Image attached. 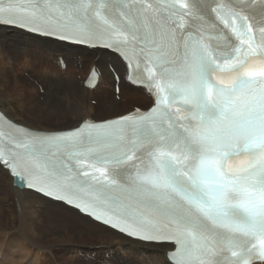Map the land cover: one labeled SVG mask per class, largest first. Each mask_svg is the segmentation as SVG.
Returning a JSON list of instances; mask_svg holds the SVG:
<instances>
[{
    "label": "snow or ice",
    "instance_id": "6c2138e0",
    "mask_svg": "<svg viewBox=\"0 0 264 264\" xmlns=\"http://www.w3.org/2000/svg\"><path fill=\"white\" fill-rule=\"evenodd\" d=\"M257 9L264 0L210 6L238 41L229 49L189 30L187 0H0V25L113 49L157 97L150 113L102 126L0 133V164L130 237L174 242V264L264 259V27L257 38L248 14Z\"/></svg>",
    "mask_w": 264,
    "mask_h": 264
},
{
    "label": "bare ground",
    "instance_id": "6f19581e",
    "mask_svg": "<svg viewBox=\"0 0 264 264\" xmlns=\"http://www.w3.org/2000/svg\"><path fill=\"white\" fill-rule=\"evenodd\" d=\"M5 48L11 49L14 55L9 54L13 56V61L19 63L20 68H25L26 63L32 66H44L40 61L41 58H47L53 64L57 60L58 65H55L60 68L58 59L62 58L66 63V69L62 71L60 68L59 87H54L49 83L48 78L43 79L38 75L39 80H37L44 90V94L40 95L39 88L29 79L12 73L13 66L6 53L8 50L4 52ZM98 53H103V56L97 55ZM20 54H24L25 58L18 57V61L15 55L20 56ZM89 59L93 60L92 63ZM107 61L116 72H123V75H120V88L121 94H125L127 70L117 57L107 52L72 47L16 29L0 27V110L17 125L33 131L51 133L76 128L84 119L99 112L89 103L90 100L98 98L101 93L99 90L114 89V78L106 67ZM73 63L79 69L80 74L86 72L85 68L88 74L94 66L102 72L94 90H89L82 84L87 74L82 79L79 78L81 90L86 91V95L82 93L83 103L74 101L76 87L70 80L65 81L70 76ZM46 73L57 75V67L53 71L47 70ZM43 82L46 83L48 90L54 89L57 96L49 97ZM134 92L135 90L132 93ZM41 98L43 103H41ZM66 99H72L74 103L68 102L65 108L63 107L64 111L58 113L63 110L60 104L64 105ZM51 102L55 103V107L59 106L56 110L53 108V112L49 109V106H52ZM116 106L118 107V104L111 100L108 103L102 102V111H109L114 115L106 118L97 116L95 121L99 122L128 113L115 112L114 107ZM67 115L71 119L69 121L72 124L71 127L67 124L69 122L66 123ZM50 121H55L57 125L65 123L67 127L50 128L51 126L48 125ZM72 220L79 226V229L70 230L73 228L72 225L69 226ZM81 226H85L87 232L83 231L85 229H81ZM78 230L85 238L81 235L76 236ZM89 246H99L98 258L94 260L96 262L86 261L79 255H91L92 251ZM2 248L6 253L14 251L19 257L9 258L8 254H1ZM145 249L147 252L144 251ZM171 249L170 246L146 245L132 241L94 223L60 203L45 199L25 190L24 187H16L14 178L0 166V264H64L59 259L58 253H63L65 260L74 259L71 264H105L106 260L100 259L101 254L108 255L107 264H169L166 260V252ZM122 254L124 256L120 258ZM74 255L76 257H73Z\"/></svg>",
    "mask_w": 264,
    "mask_h": 264
},
{
    "label": "rangeland",
    "instance_id": "374dc122",
    "mask_svg": "<svg viewBox=\"0 0 264 264\" xmlns=\"http://www.w3.org/2000/svg\"><path fill=\"white\" fill-rule=\"evenodd\" d=\"M5 50H8V51H6V53L10 57V61H11L12 66H13V68H12V73L13 74H17V76H23L26 79H29L30 82L33 83L35 86H36V83L35 82H37L39 84V82H38L39 79L37 78V76L39 75L43 79L48 78L49 79V83L53 84L54 87H59L58 76L61 74V71H60V68L61 67L59 68L58 66H56V65H58L57 62H56L57 60L54 61V64H53V63L49 62L47 58L46 59L41 58L40 61L43 62V65L44 66H38V65L32 66V65H29V63H26L25 64V66H26L25 68H20L19 63L17 61H13V56H10L11 54H13L12 51H11V49L10 48H5L4 49V52H5ZM9 53H11V54H9ZM97 55H101V57H102L103 56V53H98ZM97 55H96V57H97ZM15 56L18 59V61H19V58L20 59H24L25 58V55L24 54H20V56H17V55H15ZM101 57H97V58L101 59ZM58 61H59V59H58ZM92 61L93 60H90L89 59V62L90 63H92ZM108 61H109V59H108ZM108 61L106 62V67L110 71ZM79 63H81V62H79ZM72 66H73V68H72V71L70 72L69 78L66 79V80L64 79V80L65 81L70 80L73 83V85L76 87V93H75L76 98L74 99V101H77L79 103L80 102L83 103V100H84L83 98L84 97L82 96V93H84L86 95V91L81 90V84L79 83V78L82 79L87 74V68H85V71L86 72H82L80 74L79 73V69L77 68V66L74 63H73ZM56 67H57V75L47 74L46 73L47 70L53 71ZM110 67H112L111 64H110ZM24 70H26V71H24ZM62 71H65V69H62ZM117 73H118L119 76L121 74L123 75V72L121 73L119 71ZM87 75H86V77H87ZM86 77H85V79L82 82L83 85L85 83ZM44 85L47 88L46 83H44ZM37 88H39V87H37ZM130 88H132L133 90H135V92L132 93L133 91H130ZM100 91H101V93L99 94L98 98H96L94 100H90V102H89L91 106H93V107H95L96 109L99 110V112L96 115H91L90 116V118H92L94 120L96 118H98V117L99 118H106L107 116L114 115V114H110L109 111H102V108H101L102 102L108 103L110 100L112 102H115L116 104H118V107L117 106L114 107V111L115 112H119V113L129 112V111H131L133 109V107H139V106H136L137 104H140L144 109L147 108L151 104L148 95H146L144 92H142V90L136 89V88L130 86L129 84H127V83H125V94H120L119 97H116L117 95L114 93V89L112 90V88L100 89L99 92ZM39 92H40V95H43L44 94V90H42V87L39 88ZM47 92H48V96L49 97L57 96L56 95V91L54 89L48 90V88H47ZM87 96H88V94H87ZM87 96H86V100L88 101V97ZM72 101H73L72 99H66L64 105L60 104L61 105L60 108H62L63 110L58 111V113H62L64 111V108H65L64 106L67 105L68 102L74 103ZM41 103H43L42 98H41ZM134 104H135V106H134ZM51 105L52 106H49L50 107L49 109L52 112H53V108H55L54 110H56V108L59 107V106H56L55 107V103L54 102H51ZM88 114H86V116ZM66 118L68 120V121H66V123L69 122V121H71V119L69 118L68 115L66 116ZM69 123H67V124H68L69 127H71L70 125H72V124H71V122H69ZM48 125L51 126L50 128H53V129H61V128H66L67 127V125L65 123H61V124L57 125L55 121H50L48 123ZM78 223H80V222H78ZM70 225L73 226V228H70V230L76 229V228L79 229V226L77 224H75L73 222V220L69 222V226ZM80 228L81 229H85L83 231H86L87 232V228L85 226H81ZM78 235H81L83 238H85L79 232V230H78V233L76 234V236H78ZM89 247H90V249L92 251L91 255H89V254H83V255L82 254H79V255L83 259H85L86 261H90L91 260L92 262H96L94 260L98 258V249H99V246H95V247L89 246ZM141 251H142V249H141ZM144 251L147 252V249H145ZM2 253L8 254V257L9 258H14V257L15 258H18L19 257L18 254H15L14 253V251H11L9 253H6V251H4L3 248H2L1 254ZM63 255H64L63 253H58V257L62 261V263H64V264L65 263L71 264V262H73L74 259L67 258V260H65L63 258ZM122 256H124V255L123 254L120 255V258H122ZM73 257H76V255H74ZM132 258L136 259L135 256H132ZM100 259L102 261H105L106 260L105 261V264H107V259H109V257H108L107 254H101ZM138 263H140V262H138Z\"/></svg>",
    "mask_w": 264,
    "mask_h": 264
},
{
    "label": "water",
    "instance_id": "95a60500",
    "mask_svg": "<svg viewBox=\"0 0 264 264\" xmlns=\"http://www.w3.org/2000/svg\"><path fill=\"white\" fill-rule=\"evenodd\" d=\"M14 185L20 188L24 187L23 182L19 178L14 179Z\"/></svg>",
    "mask_w": 264,
    "mask_h": 264
},
{
    "label": "trees",
    "instance_id": "16d2710c",
    "mask_svg": "<svg viewBox=\"0 0 264 264\" xmlns=\"http://www.w3.org/2000/svg\"><path fill=\"white\" fill-rule=\"evenodd\" d=\"M130 91H134L132 88H130ZM134 106H135V104H134ZM136 106H141L140 104H137Z\"/></svg>",
    "mask_w": 264,
    "mask_h": 264
}]
</instances>
